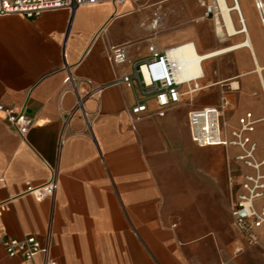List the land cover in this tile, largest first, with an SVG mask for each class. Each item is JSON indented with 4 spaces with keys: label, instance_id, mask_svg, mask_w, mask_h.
<instances>
[{
    "label": "crops",
    "instance_id": "crops-1",
    "mask_svg": "<svg viewBox=\"0 0 264 264\" xmlns=\"http://www.w3.org/2000/svg\"><path fill=\"white\" fill-rule=\"evenodd\" d=\"M209 3L103 0L73 14L0 16V108H23L34 120L20 137L0 111V240L35 237L48 243L55 264H264V235L259 246H247L230 216L228 167L235 181L239 168L249 172L234 159L238 150L196 147L187 125L192 108L217 106L225 93L222 123L234 128L251 113L254 155L264 161L260 25V48L250 35L253 56L240 49L204 60L205 88L192 101L151 115L155 104L147 100L149 115L133 123L127 113L136 91L117 83L130 66L108 61L113 46H125L132 62L189 42L200 53L220 48L216 37L203 42ZM51 171L58 175L53 197L23 194ZM42 260L37 255L34 264ZM0 264L24 263L0 244Z\"/></svg>",
    "mask_w": 264,
    "mask_h": 264
},
{
    "label": "built area",
    "instance_id": "built-area-1",
    "mask_svg": "<svg viewBox=\"0 0 264 264\" xmlns=\"http://www.w3.org/2000/svg\"><path fill=\"white\" fill-rule=\"evenodd\" d=\"M103 0H0V16L19 15L26 18L38 16L47 11L68 10L71 14L83 6H95ZM122 1V0H118ZM222 0H210L203 4L204 16L211 20L213 32L218 42H224L232 37L226 33V22L223 18ZM235 4V0H230ZM254 7L258 18L264 27V17L261 14L262 6L254 0ZM234 13L239 26L242 25L238 10ZM217 28L221 29L217 33ZM223 29V30H222ZM178 45L152 55L138 62L128 58L125 46H113L109 49L108 61L112 66L129 65L130 73L124 75L117 82L136 91L135 104L129 109L127 118L133 123L144 116H148L147 100H153L155 111L151 115H159L170 106L180 103L182 98L192 101V97L205 87L200 84L203 79L202 66L194 78L178 76L174 61L171 57ZM201 60L199 63L203 62ZM66 82L69 78L65 79ZM228 90H232L229 86ZM190 103V102H189ZM228 102L223 93L219 104L214 107L192 108L187 114V125L190 141L199 148L221 146L234 147L238 150L235 160L249 170L242 173L238 169L239 179L235 181L234 171L228 167V188L230 195V216L235 229L247 246H256L259 237L264 235V173L261 172L264 161L255 158L256 145L250 134L254 131L256 121L251 113H245L238 118L237 126L228 129L221 119ZM77 107H81L78 100ZM5 121L20 136L25 137L32 127L34 120L28 116L24 109L0 108ZM58 188V175L51 171L49 179L41 185L26 184L24 195L32 196L36 201H42L54 196ZM0 244L6 255L10 258L21 257L24 264H34L37 255L42 256V264H55L50 257L48 243L41 244L35 237L29 236L22 240L1 239Z\"/></svg>",
    "mask_w": 264,
    "mask_h": 264
},
{
    "label": "bare ground",
    "instance_id": "bare-ground-1",
    "mask_svg": "<svg viewBox=\"0 0 264 264\" xmlns=\"http://www.w3.org/2000/svg\"><path fill=\"white\" fill-rule=\"evenodd\" d=\"M255 1L257 3L261 4V6H262L261 14L264 17V1L263 0H255ZM253 5H254V0H253ZM221 7L223 9V18H224V20L226 22V28H225L226 33L229 36H236V37L237 36H242V39L238 40V41H236L234 43L232 42V44L226 45L224 47L217 48L216 50H213V51L210 50V51H207V52H204V53L198 52L196 46L193 43L189 42V43L179 44L178 48L175 51L172 52L171 57H172V59L174 61L178 76L180 78H185V77L194 78V77H196V75L199 73V66L201 67L202 64H203V62H201V63H199V62L201 60H208V59H210V58H212L214 56H217V55H221V54H224V53H228V52L236 51V50H240V49H245L251 55L252 54L254 55V46H253V43L251 41V36H250V32H249V30L252 29V28L251 27H250V29L248 28L247 22L245 20L243 11H242L240 3H239V0H235V4H231V5L228 4L227 0H222L221 1ZM254 9H255V7H254ZM230 10H238L239 11V13L241 15L242 25L243 26H240V27L237 26L238 27L237 28L234 25V21L231 18V14H229ZM256 14H257V11H256ZM256 17H258V14H257ZM258 20H259V18H258ZM259 23H260V21H259ZM260 26H261V29H262V32H263V37H264V27L262 26L261 23H260ZM220 31H221V29L217 28V33H219ZM257 35H261V34L258 33ZM258 38H260V37H258ZM233 40H235V39H233ZM259 66L255 67V71L260 74L261 73V69H260ZM262 74H263V72H262ZM243 81H245V80H243ZM201 82H203V81H201ZM243 83H245V82H243ZM262 86H264V85H262ZM234 87H236V86H234Z\"/></svg>",
    "mask_w": 264,
    "mask_h": 264
},
{
    "label": "rangeland",
    "instance_id": "rangeland-1",
    "mask_svg": "<svg viewBox=\"0 0 264 264\" xmlns=\"http://www.w3.org/2000/svg\"><path fill=\"white\" fill-rule=\"evenodd\" d=\"M264 1V0H263ZM239 3H240V6H241V9L243 11V14H244V17H245V20L247 22V25H248V28L250 29V27L252 29L249 30L250 32V35L252 36V39H253V42H255V47L256 48H259V35H257L260 31L259 29V21H258V17L257 14H256V11L254 9V5H253V0H239ZM242 3V4H241ZM254 16V17H253ZM248 17V18H247ZM250 19V20H249ZM256 22V23H255ZM249 23V24H248ZM254 23V24H253ZM254 25V26H253ZM261 27V26H260ZM258 29V30H257ZM213 25L212 23L210 24V26L208 28H206L205 30V38H204V44L208 41L209 43L212 42V41H215V35H214V32H213ZM257 37V38H256ZM257 39V40H256ZM257 42V43H256ZM203 44V46H204ZM215 44L217 45V47H222V46H226V45H229L231 44L230 42L229 43H219L217 41H215ZM207 45V44H206ZM208 46V45H207ZM221 167H225V155L223 153H221ZM256 246H259V243L258 245ZM256 246H250V247H256Z\"/></svg>",
    "mask_w": 264,
    "mask_h": 264
}]
</instances>
